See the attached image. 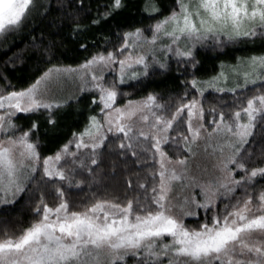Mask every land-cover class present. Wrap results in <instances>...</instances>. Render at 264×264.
<instances>
[{"label":"snow or ice","instance_id":"6c2138e0","mask_svg":"<svg viewBox=\"0 0 264 264\" xmlns=\"http://www.w3.org/2000/svg\"><path fill=\"white\" fill-rule=\"evenodd\" d=\"M125 7V0H108L92 14L85 0H0V34L21 29L43 9L55 34L70 28L78 41L84 37L79 47L88 53L74 65L49 60L27 86L0 90V208L32 192L37 173L43 185L28 225L0 234V264H264V164L249 166L253 153L246 147L257 133L264 137V0H173L160 16L156 0H146L155 20L147 29L113 27ZM257 39L259 50L235 63L221 61L214 75L198 78V46L210 41L223 49ZM170 60L191 77L182 81L175 105L152 92L121 102L129 95L124 86L136 87L152 68L167 71ZM68 80L79 82L81 94H93L91 111L82 129L42 155L40 123L21 127L18 114L45 115L43 135H56V112L72 97L51 98V86ZM209 90L229 93L233 102L208 110L207 118ZM115 142L122 154L139 150L151 162L150 186L138 185L143 199L93 194L74 205L67 189L80 188L85 181L77 176L92 175L102 150ZM260 148L264 156V143ZM201 153L218 175L196 184L202 200L192 195L174 203V184L189 180L190 161ZM187 217H197V226L186 224Z\"/></svg>","mask_w":264,"mask_h":264},{"label":"trees","instance_id":"16d2710c","mask_svg":"<svg viewBox=\"0 0 264 264\" xmlns=\"http://www.w3.org/2000/svg\"><path fill=\"white\" fill-rule=\"evenodd\" d=\"M41 2L47 3V0H41ZM156 2L161 9V12L156 15L160 16L167 14L173 0H156ZM107 3L108 0H85V7L90 9L92 14H95L97 8L102 11ZM125 3L126 7L116 17L113 27L120 25L125 28L142 27L147 29L149 24L155 22L145 11L146 0H125ZM42 13L43 9L39 12L34 11L26 26L0 34V90H18L27 86L47 66H50L48 64L49 60L64 65H74L88 55L79 47V41H83L84 37H80L78 41L68 27L62 28L58 34H55V29L48 26L52 16L45 19L47 14ZM52 15H58V13L54 12ZM84 23H87V21L85 20ZM108 30V27H105L104 31L106 33ZM86 35L91 37L93 32H88ZM97 38L100 41L103 40L102 36ZM112 39L115 42V36ZM259 43L260 41L257 39L255 45L241 42L235 45L228 44L220 49L213 47L209 41L205 46H198L196 50V59L199 61V71L196 73L198 78L203 80L214 75V69L221 61L235 63L237 57L251 55L254 49L259 50ZM49 45H51L50 52H45V47ZM169 64L170 67L167 71H162L159 68L150 69L151 74L148 77H142V83L136 87L124 86L129 95L121 97V102L124 99L139 100L142 96L152 92L160 97L162 103L170 106L175 105L178 98L183 95L184 84L182 81L191 77L187 73H183L182 68L178 70L175 60H170ZM248 87L251 89L253 86L249 85ZM237 92L239 93L240 90L238 89ZM251 94L252 92L249 91L248 95ZM92 95V93L77 95L68 100L69 106L56 112L59 129L56 135L49 134L46 137L43 135L45 121V115L43 114H33L31 119L23 118L24 114H18L21 118L17 120V123L21 127H27L31 120H37L41 125V154H52L71 138L73 131L83 128L86 116L91 111L89 106L91 105ZM205 97L203 103L207 118H210V116H207L208 110L213 107L219 110L226 104H232L233 102L229 93L220 94L209 90L205 93ZM262 143H264V137L257 133L255 143L246 145L253 153L252 159L248 162L249 166H253V161L256 165L264 164V156L260 155ZM117 145L118 142L106 145L98 158V165L92 166L94 169L92 175L85 171L82 176H77L78 179L83 178L85 181L80 188L67 189V198L74 205L87 201L93 194L108 198L116 196L121 200H124L125 197L139 195L143 199L144 190L140 189L138 185L144 182L150 186L149 164L151 162H145L144 157L146 154L139 152V150H137L138 154L136 156H133L131 151L122 154V150ZM167 147L165 145L166 149ZM169 155L174 156L175 154L169 152ZM129 182H131V187H129ZM30 187L33 191L22 194L14 205L0 208V234H3L5 230L9 235L18 233L30 222L32 218L31 208L34 200L40 195L38 189L43 188L39 180V173H37L36 181ZM49 193L50 189L45 191L46 196ZM48 202L50 204L55 203L51 199ZM198 213L199 218L203 219V209H199ZM196 221L197 217L191 218L186 221V224L196 227Z\"/></svg>","mask_w":264,"mask_h":264},{"label":"rangeland","instance_id":"374dc122","mask_svg":"<svg viewBox=\"0 0 264 264\" xmlns=\"http://www.w3.org/2000/svg\"><path fill=\"white\" fill-rule=\"evenodd\" d=\"M232 81H229V85L231 86ZM89 93V92H84ZM79 92V82L68 80L61 84H53L51 86L50 96L53 99L57 100H65L69 97H76L80 95ZM83 94V93H82ZM70 100V99H68ZM74 150V149H73ZM213 163L209 158H206L202 153L198 154L194 159L190 161V171L188 173L189 180L176 182L174 184L172 196L173 202L178 203L182 202L184 197H191L192 195L196 196L197 200H202L203 197L199 195L200 188L196 186L197 183H203L206 180L212 178L214 175H218L216 169L213 168ZM183 184H189L188 187H182ZM199 209H197L198 212ZM195 217H187L185 218V223L188 219ZM105 259L106 258H103ZM129 259V258H128Z\"/></svg>","mask_w":264,"mask_h":264}]
</instances>
